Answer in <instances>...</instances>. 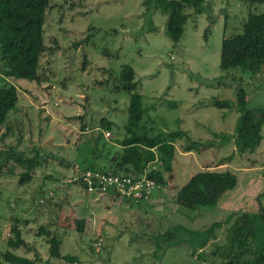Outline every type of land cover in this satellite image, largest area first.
<instances>
[{
    "label": "rangeland",
    "instance_id": "rangeland-1",
    "mask_svg": "<svg viewBox=\"0 0 264 264\" xmlns=\"http://www.w3.org/2000/svg\"><path fill=\"white\" fill-rule=\"evenodd\" d=\"M144 1L50 0L44 42L52 50L42 56L41 68L43 77L47 74L51 81L35 84L0 77V87L8 83L18 90V104L9 112L8 131L0 140V149L16 148L30 156L34 148H42L41 154L49 155L36 168L34 180L27 183L30 185L20 186L15 174L0 177V251L7 248L13 217L21 215L22 220L29 219V227L30 220L45 230L57 227V235L62 237L61 254L76 256L81 264H225L213 252L216 245L224 244L231 223L215 230L216 238L202 247L205 230L230 214L258 209L257 196L264 193V125L261 143L252 153L236 155L225 162L232 168L217 170V164L235 146L233 141L220 144L214 134H232L239 113L235 107L218 109L211 103L235 102L236 90L241 87L248 107L264 110V73L250 76L234 69L226 75L219 69L223 37L240 32L248 13L264 7H256L251 0H211L215 24L211 25L205 14L192 17L182 39L173 45L164 34L166 16L154 6L146 13ZM87 35L90 40L84 43ZM123 65L133 68L139 82L142 123L149 135L180 130L188 138L175 141L174 178L172 185L163 189V211L156 205L86 193L72 181L81 167L76 172L66 149L76 150L77 155L89 149L83 144L101 134L102 118L111 119L116 124L113 129L126 122L129 95L123 90L111 91ZM62 81L67 83L65 87ZM117 133L114 136L120 139ZM103 140L109 145L115 141L111 137L108 141L104 133ZM190 141L212 145L186 153L183 146ZM54 146L64 149L65 158L55 155ZM57 168L64 177H59ZM205 168L234 173L237 186L215 207L191 211L176 204L177 190ZM260 201L264 205V197ZM11 202L17 203L16 208H7ZM87 217L92 220V232L79 233L75 222ZM14 252L28 254L24 248Z\"/></svg>",
    "mask_w": 264,
    "mask_h": 264
},
{
    "label": "trees",
    "instance_id": "trees-1",
    "mask_svg": "<svg viewBox=\"0 0 264 264\" xmlns=\"http://www.w3.org/2000/svg\"><path fill=\"white\" fill-rule=\"evenodd\" d=\"M251 2L256 7H264V0H251ZM143 6L146 7V13L154 6L166 16L164 34L173 45H177L182 39L185 26L192 17L205 14L210 24H215L211 0H145ZM49 8L50 0H0V77L5 80H25L35 84H47L46 82L51 81L47 74L45 76L49 80L43 77L41 68L42 56L52 50L44 42ZM152 26L150 22V29L154 30ZM209 30L208 26L204 31V37ZM89 40L90 35H87L83 41L88 43ZM85 63L86 59L83 65ZM219 69L226 75L234 69H240L241 72L250 74V76L264 73V10L248 13L240 32L223 37ZM103 72L109 73L106 70ZM60 83L63 87L67 84L64 81ZM218 83L228 85L223 81H218ZM99 84L103 86L102 82ZM138 88L139 82L135 79L133 68L130 65H123L119 77H116V85L111 88L113 93L123 90L129 95L123 133L121 138L115 141L119 146L114 149L112 145L104 141L103 132L96 139L91 138L83 144V147L89 148H86L83 154L91 156L92 161L83 162L76 172L79 171V167H81L80 170L93 169L127 176L142 175L147 171V178L156 185V189L150 195L152 201L156 191L168 189L172 185L175 141L183 139L187 141L188 138L186 133L180 130L159 133L155 136L149 135L146 126L142 123L144 109ZM54 89L55 87L52 86V90ZM54 92L55 90L52 96ZM17 104V87L8 83L1 86L0 140L7 135L6 120L9 112L13 111ZM211 105L218 109L235 107L239 113L232 134H214L215 138L220 139V144L226 145L233 141L235 146V150L222 160L221 164L232 161L236 155L252 153L262 140L264 110L249 108L246 94L241 87L236 90L235 102L213 100ZM100 126L101 131H111L115 124L102 118ZM85 127L84 123L80 125L82 131ZM4 128L6 132L2 133ZM99 143L100 148H98ZM211 145L212 143L190 141L183 146V150L188 153L199 147ZM41 149L34 148L30 156H25L16 148L0 149V177L8 178L15 174L18 176L20 186L32 182L36 168L42 166L46 156L49 157V155L44 157ZM93 160L96 162L94 163ZM58 161L62 165L61 160ZM152 166L154 169H151ZM237 184L238 178L234 173L205 168L192 175L180 187L175 194L174 202L191 211L215 207L224 194L232 191ZM40 188L41 186H38L36 192H39ZM261 197H264V193L257 196L258 209L256 211L244 210L233 213L224 221L215 222L208 227L205 230L206 236L202 241V247L211 239L216 238L215 230L222 228L224 224L231 223L227 228L224 244L216 245L213 254L218 255L225 264H264V205L260 201ZM39 201L42 203V198ZM145 204L152 205V202ZM16 206V202H11V206L7 208L13 209ZM10 217L13 216L10 215ZM21 218V215L13 217L7 248L0 251V264H52V259L69 264H81L76 256L61 254L62 237L57 235V227L53 230H45L44 226H39L38 223L30 220L32 226L28 228V232L26 228L29 219L22 220ZM75 228L82 233L84 220H77ZM24 233L30 243L25 241L24 235L22 236ZM39 240L40 244H32V241L39 242ZM20 248H24V251L32 254L33 257L14 252ZM43 250L47 252L46 255L43 254Z\"/></svg>",
    "mask_w": 264,
    "mask_h": 264
},
{
    "label": "built area",
    "instance_id": "built-area-1",
    "mask_svg": "<svg viewBox=\"0 0 264 264\" xmlns=\"http://www.w3.org/2000/svg\"><path fill=\"white\" fill-rule=\"evenodd\" d=\"M104 136L107 138L110 134L106 132ZM151 169H154V166ZM146 173L148 172L145 171L142 175L127 176L82 169L72 178V181L81 185L86 193L110 195L134 204L151 203L150 195L156 189V185L147 178Z\"/></svg>",
    "mask_w": 264,
    "mask_h": 264
},
{
    "label": "crops",
    "instance_id": "crops-1",
    "mask_svg": "<svg viewBox=\"0 0 264 264\" xmlns=\"http://www.w3.org/2000/svg\"><path fill=\"white\" fill-rule=\"evenodd\" d=\"M82 119V118H81ZM107 120H109V121H111V122H113L111 119H107ZM83 123V119L81 120V124ZM114 123V122H113ZM118 123V122H117ZM80 124V125H81ZM115 124V123H114ZM116 125V124H115ZM123 124H119L118 123V125H117V128L116 129H112L111 131H102L104 134L106 133V132H108L109 134H110V136L108 137V138H106L108 141H109V138L110 137H113V139L115 140V141H117V136L115 135L114 136V133H116V130H118V133L117 134H119V135H121L122 136V133H123ZM99 129H101V127L99 128ZM111 132H113L112 133V135H111ZM105 137V136H104ZM121 138V137H120ZM119 140V139H118ZM115 141H113V142H110V144L113 146V148H115V147H117L118 148V144H117V142H115ZM70 143H71V141H70ZM120 148V147H119ZM53 150H54V153H55V155L56 156H60L61 158L62 157H64L66 154L67 155H69L70 156V158H69V161L71 162L72 161V163H73V165H75V167L76 168H78V166H80L81 164H83V162H90V161H92V158H91V156H89V155H86V154H79V155H77V153H76V150H74V149H70V150H68V149H66V151H67V153L64 155L63 153H64V149H62V148H57V146H54L53 147ZM57 151H58V153H57ZM55 156V157H56ZM65 158V157H64ZM60 159V158H59ZM63 159V158H62ZM93 162L95 163L96 161L95 160H93ZM57 165H59V166H61L60 164H57ZM218 166H217V170H220V169H223V167H226V166H229V165H227V164H223V165H221V163H218L217 164ZM221 167V168H220ZM229 167H231L232 168V166H229ZM207 169H209V170H215L214 168L213 169H211V168H207ZM56 171H57V174L59 175V177L61 178V177H64V172H62V170H61V168H57L56 169ZM245 171V170H244ZM173 182V181H172ZM164 191H165V188H164ZM163 189L162 190H160V191H158V192H156L155 193V195H154V197H153V200H152V205H156V206H158V207H160L161 208V210L163 211L164 210V206H165V200H164V194H163ZM178 191V190H177ZM132 204H134V203H132ZM161 212V211H160ZM78 220H84V228H83V232H87V233H89V232H92V228H93V226H92V224H90L91 223V219L90 218H85V219H78ZM34 225H36V224H34ZM33 225V226H34ZM28 228H30L29 226H27V230H28ZM50 230H53V229H51L50 228ZM56 232H57V228H56ZM82 232V233H83ZM25 234L26 233H24V234H22V236L24 235V238L26 237L25 236ZM25 241L27 242V243H30V241H28V239H26L25 238ZM33 243H36V245L38 244V242H33L32 241V244Z\"/></svg>",
    "mask_w": 264,
    "mask_h": 264
}]
</instances>
